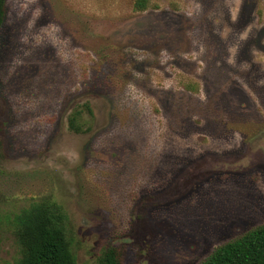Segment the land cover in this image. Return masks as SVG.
Masks as SVG:
<instances>
[{
    "label": "rangeland",
    "instance_id": "1",
    "mask_svg": "<svg viewBox=\"0 0 264 264\" xmlns=\"http://www.w3.org/2000/svg\"><path fill=\"white\" fill-rule=\"evenodd\" d=\"M149 1L6 0L0 264L12 217L42 200L78 264L110 246L198 264L264 224V0Z\"/></svg>",
    "mask_w": 264,
    "mask_h": 264
},
{
    "label": "trees",
    "instance_id": "2",
    "mask_svg": "<svg viewBox=\"0 0 264 264\" xmlns=\"http://www.w3.org/2000/svg\"><path fill=\"white\" fill-rule=\"evenodd\" d=\"M149 8V0H134L132 10L143 13ZM5 13L6 0H0V28ZM84 108L91 113L87 104ZM82 115L78 110L68 118L74 133L82 131ZM65 220L62 207L52 201L34 202L21 209L10 221L17 252L3 264H78L66 236ZM97 264H120L118 248L107 247ZM198 264H264V224L217 246Z\"/></svg>",
    "mask_w": 264,
    "mask_h": 264
}]
</instances>
